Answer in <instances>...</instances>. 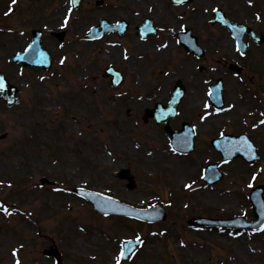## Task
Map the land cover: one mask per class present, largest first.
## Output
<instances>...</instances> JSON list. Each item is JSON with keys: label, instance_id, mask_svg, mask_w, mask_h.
Masks as SVG:
<instances>
[{"label": "rangeland", "instance_id": "374dc122", "mask_svg": "<svg viewBox=\"0 0 264 264\" xmlns=\"http://www.w3.org/2000/svg\"><path fill=\"white\" fill-rule=\"evenodd\" d=\"M96 1L82 0L73 9L69 0H0V69L22 88L14 109L0 99V205L11 213L0 209V264H54L53 256L43 253L51 243L64 264H116L123 240L137 236L143 245L121 264H264V226L241 231L187 223L194 214L215 212L254 218L248 195L264 184L263 157L251 165L221 159L224 177L211 185L201 181L200 169L221 158L211 147L208 151L210 138L221 128L238 127L255 136L264 153V123H259L264 119V42L246 35L243 56L231 32L211 23L214 9L223 7L232 20L264 36V0ZM104 16L127 19V34L87 39L90 27ZM145 17L159 29L141 39L136 26ZM35 27L44 31L43 44L54 58L47 72L7 61ZM185 27L206 49L203 58L180 45L177 34ZM62 29L63 43L51 35ZM169 40L173 46L159 54L156 49ZM230 62L243 64V72L236 76ZM108 65L125 76L118 88L103 76ZM219 77L227 102L218 113L207 92ZM178 78L185 81L186 94L172 125L186 119L201 136L187 155L170 147L168 134L153 119L143 122L140 116L157 101L167 103ZM205 112L215 120L203 122ZM121 167L135 174V189L117 176ZM42 177L52 184L42 183ZM75 186L138 207L161 204L169 217L147 224L102 215L71 191Z\"/></svg>", "mask_w": 264, "mask_h": 264}, {"label": "water", "instance_id": "95a60500", "mask_svg": "<svg viewBox=\"0 0 264 264\" xmlns=\"http://www.w3.org/2000/svg\"><path fill=\"white\" fill-rule=\"evenodd\" d=\"M80 0H77L76 4L79 3ZM176 2V0H173ZM190 0H182V2H188ZM216 19H214V22H215ZM105 19H103L101 21V24L99 25H96L95 27L92 28L91 31H95L97 30L99 27H105ZM229 27L231 29L235 28L232 26V23H229V22H226ZM122 25V23L120 24ZM119 25V26H120ZM122 26H125V24H123ZM104 30V29H103ZM125 30V29H124ZM234 31V34H236L237 36L240 35V37L243 35V29H235L233 30ZM190 32V30L188 31ZM249 32V31H248ZM32 44L31 46L29 47L28 51L24 54H16V55H13L11 56V60L12 61H22L25 65H28V64H32V65H38V66H44L46 67L47 69L50 68V64H51V59H50V55L47 53V51L45 50V52H42L44 51V49L42 50V44L39 40V37H37ZM194 41V44L196 43V39L194 38L193 39ZM36 49L38 51V54H36L34 57L31 55V52ZM113 74V82L116 86H118L121 82H122V76L120 73L117 72V70H115L113 67H108L106 69V72H105V75H108V74ZM0 79L3 80V83H4V87L3 89H0V97H2L7 105L9 107H12V106H15L19 103V96L17 95L19 89L12 85L6 78V76L4 75L3 72H0ZM182 96V90H180V88L178 87L175 91H174V94H173V102L171 103V105L169 107H165V109H163L164 112H170L171 110H173L175 112V109H176V106L180 100ZM160 108H157L156 110H147V113L150 114V115H154L157 117V119L159 120V122H161L164 127L166 129L169 130V117L167 114H164L166 117V119L163 118V115H162V111L157 114V112L155 111H158ZM155 113H154V112ZM170 114V113H168ZM162 115V116H161ZM237 140L236 139H230L228 137H225V139H220V140H217V146L218 148L222 151L223 155L225 157H234V156H237L238 153H235V154H230L229 152L232 150V145L234 143H236ZM211 169V168H209ZM208 169V170H209ZM208 170H206L205 172V177L207 180L208 179V175H212L213 174V171H210V173H208ZM120 176L123 177V178H128L130 180V184L129 186L130 187H133L134 186V180H133V176L129 174V170H122L120 172ZM222 177V174L220 173L219 177H217L218 179ZM264 188L262 187H258L256 188L255 192L251 195V198H252V201L253 203L256 204L261 207H264V198H263V190ZM76 191H78V189H76ZM87 194H90V193H87ZM87 197L92 201V203L95 205L96 208H98L99 210L103 211V212H114V213H120L122 212L121 211V207L116 205V204H107L104 202V200L98 195H94V194H90V195H87ZM256 202V203H255ZM257 207V206H256ZM141 211L139 210H131V211H127V213L129 214H132V215H136V213H139ZM139 217H141L142 219H146V220H158V219H164L166 218V213L165 211L161 208V207H156L154 209H152V214H149V213H144V214H140L138 215ZM261 220V217H259V220L257 221V225H259L262 221ZM212 222H214L216 224V221L217 220H210ZM232 221L233 220H219L217 221L218 223L220 224H232ZM192 222L194 223H208V221L206 219H201V218H194L192 219ZM129 242V241H127ZM126 242V243H127ZM132 242V241H131ZM138 243L139 242H132L131 243V246H126L125 248V256L124 258H129L130 255L132 254V252L137 248L138 246ZM128 244V243H127ZM46 253H53L55 254V256L57 257L58 259V263L61 264V259L59 257V254L56 250V247L52 246L50 247L49 249H46L45 250Z\"/></svg>", "mask_w": 264, "mask_h": 264}, {"label": "snow or ice", "instance_id": "6c2138e0", "mask_svg": "<svg viewBox=\"0 0 264 264\" xmlns=\"http://www.w3.org/2000/svg\"><path fill=\"white\" fill-rule=\"evenodd\" d=\"M71 2H72L73 4H75V3L77 2V0H71ZM176 2H177V3H180V2H182V0H176ZM13 3H16V0H13ZM65 23H67V21H65ZM3 87H4L3 80L0 79V89H3ZM261 123H264V121H262ZM0 209H2V210L5 212L6 215H10V214H11V213L8 211V209L5 208L3 205H0ZM137 242H139V237H137ZM127 243L131 244L132 242L129 241V242H127ZM14 255H15V253H14ZM124 256H125V252H124V250L122 249L120 255H119V256L117 257V259H116V264H121V260L124 259ZM17 264H19V261H17Z\"/></svg>", "mask_w": 264, "mask_h": 264}, {"label": "bare ground", "instance_id": "6f19581e", "mask_svg": "<svg viewBox=\"0 0 264 264\" xmlns=\"http://www.w3.org/2000/svg\"><path fill=\"white\" fill-rule=\"evenodd\" d=\"M173 44H174V42H171L170 40H169V41H166L161 47H159V48L156 49V50H157V52H158L159 54H161V53H163L164 50H166L167 48L172 47ZM152 59H154V58H152ZM152 62H153V61H152ZM194 102H195V101H194ZM234 113H236V110L234 111ZM213 118H214V117H211L209 120H207V122L210 121V120L213 119Z\"/></svg>", "mask_w": 264, "mask_h": 264}, {"label": "flooded vegetation", "instance_id": "af4514ba", "mask_svg": "<svg viewBox=\"0 0 264 264\" xmlns=\"http://www.w3.org/2000/svg\"><path fill=\"white\" fill-rule=\"evenodd\" d=\"M21 23L24 24V25H26V21H25V20L21 21ZM248 105H249V104H247L245 107H247ZM245 107H244V108H245ZM236 133H238V132H236Z\"/></svg>", "mask_w": 264, "mask_h": 264}]
</instances>
